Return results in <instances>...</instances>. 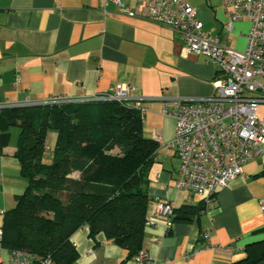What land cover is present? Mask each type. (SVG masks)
<instances>
[{
	"label": "crops",
	"instance_id": "obj_1",
	"mask_svg": "<svg viewBox=\"0 0 264 264\" xmlns=\"http://www.w3.org/2000/svg\"><path fill=\"white\" fill-rule=\"evenodd\" d=\"M145 1L126 3L134 9ZM221 2L189 0L207 34L228 37L232 49L243 51L250 22H235L225 32L228 17ZM180 46L170 29L121 15L103 0H0V105L37 104L54 97L94 100L116 84L134 87L131 102L146 110L142 134L158 145L147 189V217L155 221L144 230L148 264H232L246 257L248 246L264 241V157L245 164L243 174L216 193L212 209H205L200 196L175 188L180 162L167 147L175 126L161 114L162 98L209 97L219 76L202 56L181 57ZM18 137L19 127L0 119V212L16 205L27 184L13 156ZM56 139L55 132L46 134V157ZM160 203L174 209L168 230L167 220L154 216ZM186 207L191 209L184 215ZM2 221L0 214V229ZM70 240L77 252L74 264H120L125 257L104 234L91 238L87 228ZM123 264L135 262L131 258ZM257 264H264V257Z\"/></svg>",
	"mask_w": 264,
	"mask_h": 264
},
{
	"label": "trees",
	"instance_id": "obj_2",
	"mask_svg": "<svg viewBox=\"0 0 264 264\" xmlns=\"http://www.w3.org/2000/svg\"><path fill=\"white\" fill-rule=\"evenodd\" d=\"M0 119L19 127L13 156L27 182L16 205L3 214L4 249L74 264L77 252L70 237L87 228L91 238L102 233L123 250L120 264L144 250L149 171L158 145L143 136L138 109L98 99L7 109ZM49 131L57 139L46 157ZM186 209L184 215L191 208ZM246 250V257L232 264H257L264 241Z\"/></svg>",
	"mask_w": 264,
	"mask_h": 264
},
{
	"label": "built area",
	"instance_id": "obj_3",
	"mask_svg": "<svg viewBox=\"0 0 264 264\" xmlns=\"http://www.w3.org/2000/svg\"><path fill=\"white\" fill-rule=\"evenodd\" d=\"M103 2L104 6H114L121 15L170 29L180 40L181 57L196 54L216 66L219 76L213 82V95L194 101L163 97L161 108V114L171 118L175 126L174 138L167 144L180 162L175 188L200 196L205 209H212L216 193L241 176L245 164L264 157V115H258L264 106V0L221 2L228 17L225 32L229 33L235 22L243 19L250 22L243 51L232 49L228 37L220 40L207 34L189 0H146L134 9L126 0ZM134 90L129 84H116L99 99L129 103L143 117L146 110L131 102ZM88 101L92 99L54 97L37 104L0 105V109ZM260 209L264 211V201L260 202ZM0 214L3 216L4 212ZM173 214L172 205L162 203L157 204L154 212L155 218L167 220V230ZM146 226L154 227L155 221L148 219ZM203 237L207 240L208 234ZM3 250L0 229V264H55L48 256L40 257L25 250H7L4 261ZM132 259L135 264L149 263L145 250Z\"/></svg>",
	"mask_w": 264,
	"mask_h": 264
},
{
	"label": "rangeland",
	"instance_id": "obj_4",
	"mask_svg": "<svg viewBox=\"0 0 264 264\" xmlns=\"http://www.w3.org/2000/svg\"><path fill=\"white\" fill-rule=\"evenodd\" d=\"M258 115L261 117L264 115V106H261L260 109H259V112H258ZM18 134V131L17 130H13V135H16ZM4 249V248H3ZM5 250V249H4ZM3 250V251H4Z\"/></svg>",
	"mask_w": 264,
	"mask_h": 264
}]
</instances>
